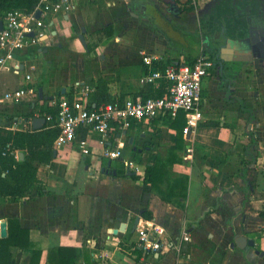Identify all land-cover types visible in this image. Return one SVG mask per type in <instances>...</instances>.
<instances>
[{"label": "crops", "instance_id": "crops-1", "mask_svg": "<svg viewBox=\"0 0 264 264\" xmlns=\"http://www.w3.org/2000/svg\"><path fill=\"white\" fill-rule=\"evenodd\" d=\"M135 1L139 2L80 1L68 15L43 16L46 34L39 44L17 53L19 69L0 71V129H41L46 125L43 114L53 109L51 100L73 98L76 81L97 91L87 97L93 105L146 92L150 84L142 81L146 68L142 52L156 55V64L186 63L188 53L171 45L154 28L151 16L139 13ZM171 1L162 0L160 9L153 4L179 30L199 35L202 53L209 55L219 47L222 64L215 63L202 83L199 123L205 124L198 123L184 136L181 150L175 148L177 132L166 116L132 120L127 129L114 126L104 144L87 127L79 128L74 141L60 149L53 141L55 155L52 151L50 161L39 162L35 172L46 192L15 201L0 197V226L5 224L8 234V219L16 218L28 231L29 241L41 249L38 264H48V251L56 246L72 247L75 264H264V215L256 216L264 210V30L248 27L247 36L234 38L222 27L214 36L216 32H207L213 28V0H191L197 10L190 15L179 9L180 2L187 0H174L175 7ZM131 11L143 22L124 25L131 21ZM117 23L122 24L120 30ZM108 24L113 25L112 34L89 51L83 45L81 52L72 47L81 26L89 43L92 32ZM116 39L121 43H113ZM21 88L33 92L5 98L6 92ZM14 118L32 121L24 129H9ZM82 142L87 153L80 150ZM105 147L119 149L120 157L104 155ZM21 152L23 158L26 152ZM173 153L179 159L170 164ZM158 161L168 163L164 189L188 176L185 209L162 200L142 182L145 165ZM134 173L140 177H131ZM150 224L162 229V248L157 252H144L138 246L139 230ZM185 231L189 241L183 240ZM246 239H253L254 245ZM9 252L16 259L9 264H30L31 246H10Z\"/></svg>", "mask_w": 264, "mask_h": 264}, {"label": "built area", "instance_id": "built-area-1", "mask_svg": "<svg viewBox=\"0 0 264 264\" xmlns=\"http://www.w3.org/2000/svg\"><path fill=\"white\" fill-rule=\"evenodd\" d=\"M80 1L88 0H38L36 5L29 10L20 8L2 10L0 7V20L2 21L0 71L5 68L19 69L17 53L39 44L40 39L46 34L43 16L47 14L68 15ZM38 10L40 11L39 16L36 15ZM141 59L146 66L142 81L156 86L160 78H166L170 82L168 92L156 98H143L140 94H132L90 108L87 97L93 91V87L84 81H76L74 97L72 99L66 96L54 97L50 102L54 112L47 111L43 114L46 126L55 127L58 130L54 140L56 149L72 143L81 127L93 129L100 135V142L104 144L114 126L127 129L132 120H151L160 116L173 119L179 111H184L186 124L183 133H190L198 125L202 118V83L214 68V61L202 53L191 65L172 62L160 69L155 67L158 63L156 55L142 52ZM26 78L29 79L30 76L27 75ZM32 92V88H21L8 91L4 96L6 99L20 98ZM31 121L32 118H14L7 127L24 129ZM80 150L82 153L88 152L85 143L82 142ZM6 151L17 157V151L9 144L6 146ZM103 154L110 158H118L121 152L117 148L112 150L105 147ZM161 234V227L155 224L141 228L138 234L139 248L144 252L159 251L162 248ZM182 237L184 241L190 240L187 231Z\"/></svg>", "mask_w": 264, "mask_h": 264}, {"label": "trees", "instance_id": "trees-1", "mask_svg": "<svg viewBox=\"0 0 264 264\" xmlns=\"http://www.w3.org/2000/svg\"><path fill=\"white\" fill-rule=\"evenodd\" d=\"M38 0H0L2 10L14 8L31 9ZM175 7V1H171ZM178 10V9H177ZM179 11V10H178ZM210 12L214 17L213 28L207 30L209 34L218 35V30L222 27L226 29L227 35L234 38H242L247 36L248 27L256 26L264 30V0H213L210 6ZM151 22L155 29L160 30L172 45H179L180 42L185 43L184 34L177 26L166 17L161 11H156L152 14ZM237 28L240 30L237 31ZM114 31L113 25L108 24L103 30L92 32L93 41L87 43V50L93 48L100 39L104 36L112 34ZM169 33H175L179 38H171ZM191 46H197L193 54H188L186 58L187 64H193L195 59L202 54L199 49L201 37L193 34L189 36ZM182 44V43H181ZM194 49V48H193ZM192 49V50H193ZM219 47H214L208 55L216 64H222L219 57ZM194 54H196L194 56ZM172 63L165 61L160 64H155V67L163 69L167 64ZM146 72V68L144 69ZM170 82L166 78H160L158 84H150L146 92H140L143 98L161 97L169 90ZM94 95H96L97 91ZM72 99V96H69ZM122 99V98H121ZM114 99H105L103 103L113 101ZM99 104L88 103L90 108H95ZM49 112H54L53 109H48ZM172 128L176 129L177 135L175 139V148L181 150L183 148L184 136L183 128L186 124L185 112L179 111L172 119L166 116ZM205 123H199L202 125ZM58 133L57 128L43 126L41 129L30 131H4L0 129V197H5L8 200H18L19 198L32 199L46 192L43 184L36 178V165L39 162H48L51 159L53 151V141ZM252 142L253 139H252ZM7 143H10L14 150L25 151L23 158L8 155L6 152L2 154ZM176 153L171 154L173 164L174 160L179 159ZM180 162V161H179ZM168 163L155 162L146 164L142 182L150 184L156 190L162 200L171 202L181 209H185V200L187 196L188 176L179 177L175 183H170L164 189L162 183L168 175ZM131 177L138 179L140 176L136 173L131 174ZM143 215H147L143 213ZM28 246L32 248L33 253L30 264H38L41 249L28 239V231L19 226L16 218L8 219V234L5 238H0V264H9L16 262L13 254L9 252L10 246ZM48 264H75L76 257L74 249L66 246H56L48 251Z\"/></svg>", "mask_w": 264, "mask_h": 264}, {"label": "rangeland", "instance_id": "rangeland-1", "mask_svg": "<svg viewBox=\"0 0 264 264\" xmlns=\"http://www.w3.org/2000/svg\"><path fill=\"white\" fill-rule=\"evenodd\" d=\"M139 1H144V0H139ZM150 1H152V3H154V4H156V6L158 7V9H160L161 7H164V3H162V0H150ZM179 7H180L179 9H181V12H183L184 14H187V15H190L191 13H193V12H195L197 10L194 7V4L192 3L191 0H187L185 2L181 1ZM198 7H200V6L198 5L197 8ZM137 14L138 13H136L135 11H131L130 12V18H129L131 21L126 22L124 25H126V26H132L133 21H135V22H143L144 19L142 17L138 16ZM116 25H117L116 26L117 30H120L122 28V24H118L117 23ZM157 31L160 32V33H162L160 30H157ZM126 33H128V32L126 31ZM181 33L184 34V38H185V41L186 42L183 43V42L179 41L180 42L179 45H173V46L176 47V48H178V49H180V50H183L185 53L193 54L194 53V50L196 49L195 48L196 46L194 45L193 47H190L191 46L190 45L191 44V42H190L191 39H189V36H192L194 33L183 32V31H181ZM169 35H170L171 38H179V37L176 36L175 33H169ZM74 38H76V37H74ZM63 42L67 43L68 41L66 40V41H63ZM118 42L121 43L117 39L113 41V43H118ZM124 44H125V42H124ZM72 47H74L75 49L77 48L78 50H80V52L83 51V49H84V47L82 46L80 40H76ZM87 57L88 56H86L85 54L82 55V59L84 61H87ZM59 63H61V62H59ZM250 174H254V172H251ZM256 193H259V192L257 191ZM262 215H264V210H259V212L256 214V216H262ZM252 223H254L253 225H255V221H253Z\"/></svg>", "mask_w": 264, "mask_h": 264}, {"label": "water", "instance_id": "water-1", "mask_svg": "<svg viewBox=\"0 0 264 264\" xmlns=\"http://www.w3.org/2000/svg\"><path fill=\"white\" fill-rule=\"evenodd\" d=\"M148 6H150V9H151V12L153 13L154 11H156V6L152 3V2H148ZM36 15L39 16L40 15V11L38 10L36 12ZM2 29V21L0 20V30ZM84 32H85V27L81 26L80 28V33H78V39L80 40V42L82 43V45L87 48V43H86V40L84 38ZM30 35H32V33H29ZM53 34H55V31L53 30ZM39 97L42 98L43 95H42V89L39 88ZM62 91H64V89H62ZM46 98V97H45ZM38 118H35L34 119V127L37 128L38 127ZM44 122H45V119L43 118L42 119ZM53 155H55V150H53ZM18 156L20 158H22L23 156V153L20 151L18 152ZM105 170V169H103ZM106 172L107 173H112V174H116V171L115 170H110V169H106ZM129 173V172H128ZM139 221V216L136 217L135 219V222H134V227L137 225ZM7 235L6 233V226L5 224L1 225L0 226V236L2 238H5ZM246 243L249 245V246H253L254 245V240L253 239H246Z\"/></svg>", "mask_w": 264, "mask_h": 264}, {"label": "flooded vegetation", "instance_id": "flooded-vegetation-1", "mask_svg": "<svg viewBox=\"0 0 264 264\" xmlns=\"http://www.w3.org/2000/svg\"><path fill=\"white\" fill-rule=\"evenodd\" d=\"M135 3V8L139 11V13L141 12L142 14H147L149 16H152V14L156 13V11H154L153 13L151 12L150 6H148V1L144 0V1H139V2H134ZM249 27H255L258 28L256 26H249ZM260 29V28H258Z\"/></svg>", "mask_w": 264, "mask_h": 264}]
</instances>
